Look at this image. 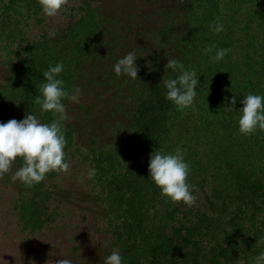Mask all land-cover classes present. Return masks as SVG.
I'll return each instance as SVG.
<instances>
[{"label":"trees","instance_id":"obj_1","mask_svg":"<svg viewBox=\"0 0 264 264\" xmlns=\"http://www.w3.org/2000/svg\"><path fill=\"white\" fill-rule=\"evenodd\" d=\"M157 3L163 21L147 50L144 84L130 97L129 130L92 152L93 177L103 194L97 199L113 228L109 255L119 249L123 264H254L264 252V131L244 136L238 120L244 97L264 96V0ZM21 10L37 13L38 0H0V41L11 37ZM216 24L223 31L214 32ZM97 28L89 13L65 35L40 41L11 61L0 94L12 112L23 119L33 114L46 124L58 118L35 102L46 82L43 72L58 63L63 71L57 78L69 95L79 84L94 86L85 66L95 54ZM209 46L212 52L205 53ZM219 49L229 51L213 62ZM173 58L194 70L199 82L193 106L183 111L165 99L164 81L180 74L165 66ZM233 96L234 111H226ZM60 123L65 150L72 128ZM177 149L190 168L188 183L197 197L191 207L162 197L148 174L152 152L175 154ZM27 205L26 215L37 220L39 208Z\"/></svg>","mask_w":264,"mask_h":264},{"label":"rangeland","instance_id":"obj_2","mask_svg":"<svg viewBox=\"0 0 264 264\" xmlns=\"http://www.w3.org/2000/svg\"><path fill=\"white\" fill-rule=\"evenodd\" d=\"M160 8L157 0H69L55 17L45 16L41 8L28 16L24 10L16 15L20 22L10 27L11 37L0 41V93L8 83L6 66L11 61L22 59L40 41L65 35L89 13L99 28L94 32L95 54L85 70L96 84L85 88L79 84V102L68 99L65 104V121L73 134L71 146L64 150L70 164L67 173L52 171L27 188L12 180L22 166L17 159L0 179V264H56L62 258L72 264H103L109 255L113 228L97 199L103 194L96 179L88 175L94 164L92 152L109 147L129 130L130 97L144 84L147 50L153 48L152 37L163 21ZM129 52L137 56V79L117 77L113 70ZM9 119L23 118L0 94V123ZM27 203L39 208L37 220L26 215L31 209Z\"/></svg>","mask_w":264,"mask_h":264},{"label":"clouds","instance_id":"obj_3","mask_svg":"<svg viewBox=\"0 0 264 264\" xmlns=\"http://www.w3.org/2000/svg\"><path fill=\"white\" fill-rule=\"evenodd\" d=\"M69 0H38L42 13L47 17H55ZM214 32L223 31L222 24L213 27ZM214 46L204 51L211 53ZM228 49H219L213 62L222 60ZM137 56L129 52L119 59L113 66L117 77L126 75L132 79L138 78V67L135 64ZM167 68L178 71L176 78L164 81L166 88L165 99L171 101L178 110L183 111L194 104L197 95L198 79L194 70L184 69L182 62L177 59H168ZM63 71V64L49 66L43 72L46 82L40 85L41 95L35 102L40 105L43 112H52L58 118L46 124L33 114H27L24 119L17 121L9 119L0 123V179L9 173L17 159L22 161L12 175V180L21 182L27 188L42 182L46 175L52 171L65 172L70 170V164L65 160L64 148L66 139L62 131L61 120H66V108L62 102L69 99L79 102L80 89H75L69 95L64 89V82L57 77ZM243 107L239 109V132L244 136L255 133L258 129L264 131V96L248 94L241 101ZM236 104L233 96L226 111H234L231 105ZM189 165L184 161L183 154L177 149L175 154L155 152L151 154L148 164V174L152 182L160 189V194L173 204L183 203L189 207L195 204L197 197L192 194V186L188 183ZM95 168L89 170V178L95 175ZM52 264V261L50 262ZM56 264H72L70 259L62 258ZM103 264H123L119 249H113ZM254 264H264V252L254 258Z\"/></svg>","mask_w":264,"mask_h":264}]
</instances>
